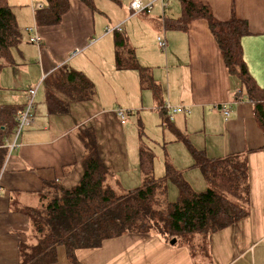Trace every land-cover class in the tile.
Segmentation results:
<instances>
[{"label":"crops","instance_id":"1","mask_svg":"<svg viewBox=\"0 0 264 264\" xmlns=\"http://www.w3.org/2000/svg\"><path fill=\"white\" fill-rule=\"evenodd\" d=\"M124 1L128 3L127 12H131L133 0ZM201 1L211 7L219 21H228L234 12L238 19L248 22L250 35L242 39L244 59L251 76L264 90V0ZM172 2L165 11L162 6H154L150 13L130 17L124 13L116 25L100 21L94 10L78 0H70V11L57 26L36 27L33 10L46 7L45 0H31L32 23L25 19L29 13L21 11L22 7L15 13L22 33L27 35V28L36 27L42 44H31L29 35L27 40L23 35L22 43L13 51L15 65L6 67L0 75V104L17 107L19 112L27 103L28 90L39 88L34 123L22 132L18 147L9 152L0 169V264L19 263V245L27 240L30 227L26 211L37 203L44 184L56 182L72 189L81 182L85 147L78 137L79 130L96 132L103 162L115 178L121 177V189L131 191L142 185L140 142H130L131 148L122 137L125 128L131 126L128 121L134 114L146 127L151 115L159 116L166 128L169 115L160 113L153 87H141L137 71L117 70L114 33H107V29L120 25L139 64L149 69L153 81L163 89L162 106L167 103L191 109L190 115L177 114L169 122L176 136V142H172L177 144L173 146L174 165L194 187L187 178L192 174L193 159L186 139L210 158L244 156L248 163L250 215L211 235L208 255L200 260L184 245H171L155 235L129 233L108 239L99 248L77 250V264H264V133L254 105L242 99L239 81L228 74L205 21L194 22L188 32H167L164 27L161 35L153 31V24L163 26L164 16L179 17L180 7L179 12L173 9ZM159 37L167 42L166 51L161 50L166 54L167 75L157 70L161 66L158 60H163L156 48ZM147 46V53L142 54L140 49ZM75 50L80 54L71 57ZM64 65L83 73L95 85L96 94L89 102L71 103L64 115H52L45 103L44 80ZM224 105L229 117L224 115ZM119 108L125 110V123L117 115ZM120 136L124 141L121 144ZM12 142L10 138L6 146ZM197 178L198 190L206 189L207 183ZM57 255L56 264H76L69 260L64 247L58 248Z\"/></svg>","mask_w":264,"mask_h":264},{"label":"trees","instance_id":"2","mask_svg":"<svg viewBox=\"0 0 264 264\" xmlns=\"http://www.w3.org/2000/svg\"><path fill=\"white\" fill-rule=\"evenodd\" d=\"M9 1L0 0V75L6 67L15 65L13 51L23 40L15 7ZM78 1L95 11L97 0ZM174 1L179 2L180 15L164 16V30L188 32L196 21L208 24L228 74L239 81L242 99L254 105L256 120L264 133V90L251 76L242 47V39L250 35L248 22L238 19L234 12L228 21H219L211 7L201 0ZM45 3L46 8L35 13L37 27L61 24L70 11V0H45ZM114 40L117 70L137 71L141 87H153L160 113L165 114L166 105L162 106L161 101L163 89L153 81L149 69L139 64L121 32L114 33ZM44 90L45 103L52 115H64L71 103L89 102L96 94L95 85L83 73L66 65L46 77ZM19 111L17 107L0 104V169L10 152L7 140L17 128ZM170 121L168 117L164 127L170 129ZM78 137L85 147L84 176L72 189L56 182L44 184L37 203L26 211L30 227L27 240L19 245L18 264H56L59 247H64L69 260L77 264V250L99 248L104 241L129 233L159 236L167 243L176 240L175 245L186 246L194 257L205 258L211 235L250 215L248 163L244 156L210 158L186 139L184 143L193 159L192 169L201 172L208 186L200 193L170 162L166 163L163 177L156 178L155 155L141 147L142 185L125 191L103 162L96 132L79 130ZM168 184L178 191L174 203L168 199Z\"/></svg>","mask_w":264,"mask_h":264},{"label":"rangeland","instance_id":"3","mask_svg":"<svg viewBox=\"0 0 264 264\" xmlns=\"http://www.w3.org/2000/svg\"><path fill=\"white\" fill-rule=\"evenodd\" d=\"M11 6H14V12L16 13L17 11L21 10L23 12L27 11L29 13L28 17H26L25 19L32 23L33 22V18L31 19V0H10L9 1ZM125 1L124 0H99L96 2V6H95V12H96V17L97 19H99L100 21H107V23L111 24V22L116 25L117 20H119V17L122 16V14L124 15L125 13V17H130V15H133L132 12H127V8H128V3L125 5L124 4ZM171 4V3H170ZM172 7L173 9L175 8L177 11L179 10V2H176L173 0L172 2ZM155 8L157 7H161V5L156 2V4L154 5ZM20 7H22L20 9ZM29 9H26V8ZM156 8V9H157ZM16 10V11H15ZM179 12V11H178ZM171 13V10L168 11V14ZM140 15V14H137ZM153 31L158 35V34H162L163 31V26L159 23V24H153ZM21 26V25H20ZM31 26V25H29ZM33 27V26H31ZM111 28V27H110ZM113 29V28H111ZM143 31V30H140ZM147 31V30H146ZM26 40L28 39L27 35L23 32L22 33ZM156 38V35H155ZM150 46L144 47L141 50L142 54H146L147 53V49ZM132 48V47H131ZM156 48H157V52L161 53L163 60H158V64H160L161 66H158L157 70H160L161 73L167 75V69L164 68V61L166 60V54H162L163 52L161 51V49L158 47V44L156 43ZM168 50H170V47L168 48ZM235 79H237L235 77ZM145 90L146 87H144ZM40 93L42 95V90H40ZM147 93V92H145ZM166 94V92H165ZM0 95H3L2 92H0ZM1 100V97H0ZM165 101L167 102V100L165 99ZM167 103H165L166 105ZM137 115V114H136ZM135 114L133 116H131L130 118V123L128 121V124L131 126H127L125 128L124 131V135L122 136L123 139L127 142V144L132 148L133 143L137 144L138 142L141 143L138 144L140 145V148H146V149H150L153 151L154 155H155V164H154V173L156 178H159L158 176H160V178L163 177L164 173H165V166H166V161L168 159V161L178 170L177 166L174 165L172 156H176V149L173 147L175 145H177L175 142V138L174 135L172 134L171 130L168 128H163L161 125V120L159 118V116H154L151 115L150 119H149V123H148V127L144 126V124L142 123V120L140 119V117L137 118ZM122 137L120 136L118 138V143L120 142V144L122 142H124L123 140L121 141ZM133 138L135 140H133ZM132 144H130V142H132ZM172 141H175L174 143ZM136 153V152H135ZM118 155H122V153H118ZM180 155V153H178V156ZM177 156V157H178ZM167 158V159H166ZM181 162V161H178ZM179 165V163H177ZM195 171V172H194ZM197 171V172H196ZM181 173L183 174L184 179L186 180L184 173L181 171ZM197 175V177H199V179H201V181H204L203 176H201V172L198 171L197 169H192V174L187 175V178H190L191 181L194 183V187L192 186L191 183H189L187 180V182L192 186V188L196 191V192H205L207 190L206 189H202V191H199V184L198 182V178L195 176V174ZM143 177V176H142ZM120 180L118 178H115L119 184L122 183L121 181V177H119ZM121 181V183H120ZM206 183V182H205ZM207 185V184H206ZM121 186V185H120ZM124 190V189H123ZM123 192V191H121ZM177 197H178V191L177 188L173 185V184H168V199L170 203H174L177 201ZM208 242H210V239H207ZM200 260V259H198Z\"/></svg>","mask_w":264,"mask_h":264},{"label":"built area","instance_id":"4","mask_svg":"<svg viewBox=\"0 0 264 264\" xmlns=\"http://www.w3.org/2000/svg\"><path fill=\"white\" fill-rule=\"evenodd\" d=\"M156 2H159L162 6V9L165 11L170 6L169 0H148L147 3H144L142 0H133L130 4V11L133 13V15L141 14V13H150L153 10L154 4ZM46 7L40 6L37 9L33 10L34 13L37 11L43 10ZM37 27V25H36ZM36 27L27 28L26 32L29 35V42L34 45L40 46L42 44V39L38 35L36 31ZM115 32H122L121 25L114 28V29H107V33H115ZM158 46L162 51H166L167 49V42L164 37L158 38ZM80 50H75L71 57H76L80 54ZM38 86H34L30 88L27 92V103L24 107V109L17 115L16 122H17V128L13 134V142L8 146V149L10 152L14 151L18 147V139L22 132L28 128H30L34 123V113H35V105H36V94L38 91ZM166 112L169 115V118L171 121H173L174 116L177 114H183V115H190L191 109L189 107L185 106H171L170 104H166ZM223 112L226 117H229L230 113L227 109V105L223 106ZM117 115L119 119L122 121V123H125L126 121V114L125 110L119 108L117 110ZM8 144V140H7ZM0 193H1V187H0Z\"/></svg>","mask_w":264,"mask_h":264},{"label":"water","instance_id":"5","mask_svg":"<svg viewBox=\"0 0 264 264\" xmlns=\"http://www.w3.org/2000/svg\"><path fill=\"white\" fill-rule=\"evenodd\" d=\"M176 242H177L176 240L171 241V245H175Z\"/></svg>","mask_w":264,"mask_h":264}]
</instances>
